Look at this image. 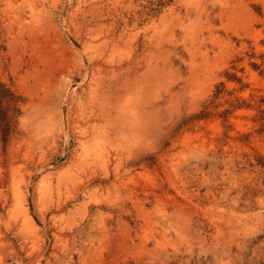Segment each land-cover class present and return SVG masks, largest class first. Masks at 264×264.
I'll use <instances>...</instances> for the list:
<instances>
[{
  "label": "rangeland",
  "instance_id": "rangeland-1",
  "mask_svg": "<svg viewBox=\"0 0 264 264\" xmlns=\"http://www.w3.org/2000/svg\"><path fill=\"white\" fill-rule=\"evenodd\" d=\"M0 93V264H264V0H0Z\"/></svg>",
  "mask_w": 264,
  "mask_h": 264
},
{
  "label": "trees",
  "instance_id": "trees-1",
  "mask_svg": "<svg viewBox=\"0 0 264 264\" xmlns=\"http://www.w3.org/2000/svg\"><path fill=\"white\" fill-rule=\"evenodd\" d=\"M8 89H5L4 92H8ZM4 97L2 93H0V100ZM1 108V107H0ZM3 112V110H2ZM0 125L1 126H7L8 125V120H7V115L5 114L4 117L0 118Z\"/></svg>",
  "mask_w": 264,
  "mask_h": 264
}]
</instances>
